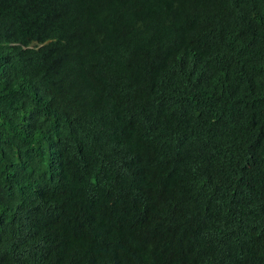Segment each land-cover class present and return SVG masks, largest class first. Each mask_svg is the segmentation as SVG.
Wrapping results in <instances>:
<instances>
[{"label":"trees","instance_id":"1","mask_svg":"<svg viewBox=\"0 0 264 264\" xmlns=\"http://www.w3.org/2000/svg\"><path fill=\"white\" fill-rule=\"evenodd\" d=\"M0 264H264V0H0Z\"/></svg>","mask_w":264,"mask_h":264}]
</instances>
